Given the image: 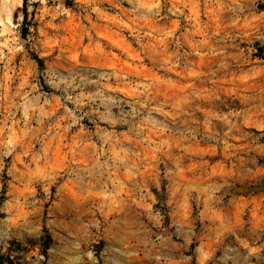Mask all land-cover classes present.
<instances>
[{
	"label": "rangeland",
	"instance_id": "obj_1",
	"mask_svg": "<svg viewBox=\"0 0 264 264\" xmlns=\"http://www.w3.org/2000/svg\"><path fill=\"white\" fill-rule=\"evenodd\" d=\"M263 49L264 0H0V264H264Z\"/></svg>",
	"mask_w": 264,
	"mask_h": 264
},
{
	"label": "trees",
	"instance_id": "obj_2",
	"mask_svg": "<svg viewBox=\"0 0 264 264\" xmlns=\"http://www.w3.org/2000/svg\"><path fill=\"white\" fill-rule=\"evenodd\" d=\"M23 30H24V33L23 34H25L26 33V28H23ZM264 50V49H263ZM36 59V61L41 65L42 64V62H41V60L39 59V58H35Z\"/></svg>",
	"mask_w": 264,
	"mask_h": 264
}]
</instances>
